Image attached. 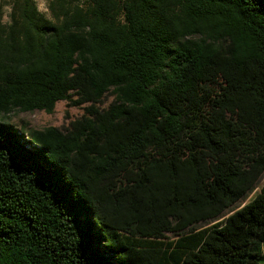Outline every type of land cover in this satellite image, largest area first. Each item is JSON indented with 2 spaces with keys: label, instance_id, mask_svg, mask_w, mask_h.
I'll use <instances>...</instances> for the list:
<instances>
[{
  "label": "trees",
  "instance_id": "trees-1",
  "mask_svg": "<svg viewBox=\"0 0 264 264\" xmlns=\"http://www.w3.org/2000/svg\"><path fill=\"white\" fill-rule=\"evenodd\" d=\"M47 9L0 2V264H264V184L229 212L264 176V0ZM61 101L65 130L6 118Z\"/></svg>",
  "mask_w": 264,
  "mask_h": 264
},
{
  "label": "rangeland",
  "instance_id": "rangeland-1",
  "mask_svg": "<svg viewBox=\"0 0 264 264\" xmlns=\"http://www.w3.org/2000/svg\"><path fill=\"white\" fill-rule=\"evenodd\" d=\"M1 2V0H0ZM37 9L40 13L44 14L46 17H49V11L47 9V0H34ZM8 9L5 8L2 11L3 19L7 18ZM113 101V96L109 93L107 94L101 103L98 105L99 109L107 108ZM87 105L82 106H72L68 101H61L57 103L53 113L47 114L45 112H34V113H18L14 112L8 115L6 118L9 123L17 126L27 124L32 128L43 129L46 127H56L60 130H65L71 121L79 118L84 113V108ZM264 184V176L260 180L259 184L255 189L250 192L240 203L232 207L230 211L236 210L238 207H241L248 202H250L255 195L259 192L260 187ZM227 212L225 215H228ZM168 237H172L168 235Z\"/></svg>",
  "mask_w": 264,
  "mask_h": 264
}]
</instances>
